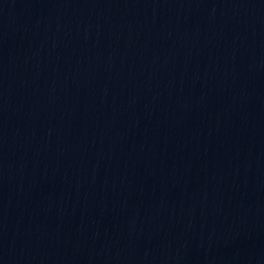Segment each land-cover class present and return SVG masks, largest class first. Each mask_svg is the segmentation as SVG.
<instances>
[{
	"label": "water",
	"instance_id": "95a60500",
	"mask_svg": "<svg viewBox=\"0 0 264 264\" xmlns=\"http://www.w3.org/2000/svg\"><path fill=\"white\" fill-rule=\"evenodd\" d=\"M0 264H264V0H0Z\"/></svg>",
	"mask_w": 264,
	"mask_h": 264
}]
</instances>
